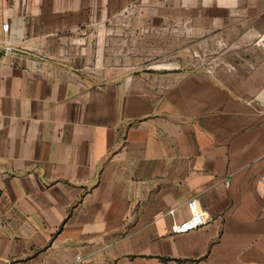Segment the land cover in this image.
Returning a JSON list of instances; mask_svg holds the SVG:
<instances>
[{
	"label": "crops",
	"instance_id": "1",
	"mask_svg": "<svg viewBox=\"0 0 264 264\" xmlns=\"http://www.w3.org/2000/svg\"><path fill=\"white\" fill-rule=\"evenodd\" d=\"M140 1L0 0V264H264V48L137 66L108 28ZM194 9L264 47V0Z\"/></svg>",
	"mask_w": 264,
	"mask_h": 264
},
{
	"label": "rangeland",
	"instance_id": "2",
	"mask_svg": "<svg viewBox=\"0 0 264 264\" xmlns=\"http://www.w3.org/2000/svg\"><path fill=\"white\" fill-rule=\"evenodd\" d=\"M208 1H140L116 13L114 17L124 24L120 22L108 30L124 36L115 43L118 50L135 47L137 66L184 67L214 74L223 67L254 65L256 59L246 53L264 48L262 42H246L238 29L226 32L224 28L205 27L207 10L194 9V6L207 5Z\"/></svg>",
	"mask_w": 264,
	"mask_h": 264
},
{
	"label": "built area",
	"instance_id": "3",
	"mask_svg": "<svg viewBox=\"0 0 264 264\" xmlns=\"http://www.w3.org/2000/svg\"><path fill=\"white\" fill-rule=\"evenodd\" d=\"M2 32L5 35H8L10 33L9 23H5L2 25ZM3 41L6 42V44L10 46L11 43L6 39V37L5 39L3 38ZM227 185L229 186L230 183L227 182ZM263 199H264V186H263ZM188 207L191 212L190 217L182 222L175 221L172 226L173 233L178 234V235L187 234L197 228L204 226L208 222L209 216L207 212L200 209L198 205V201L196 199L190 200L188 202ZM175 211L176 209H173L171 211V214L174 215ZM78 259H81V258L78 257Z\"/></svg>",
	"mask_w": 264,
	"mask_h": 264
}]
</instances>
